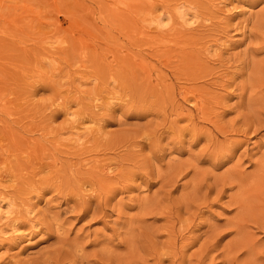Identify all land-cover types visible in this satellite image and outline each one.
<instances>
[{
  "label": "rangeland",
  "instance_id": "1",
  "mask_svg": "<svg viewBox=\"0 0 264 264\" xmlns=\"http://www.w3.org/2000/svg\"><path fill=\"white\" fill-rule=\"evenodd\" d=\"M0 264H264V0H0Z\"/></svg>",
  "mask_w": 264,
  "mask_h": 264
},
{
  "label": "bare ground",
  "instance_id": "2",
  "mask_svg": "<svg viewBox=\"0 0 264 264\" xmlns=\"http://www.w3.org/2000/svg\"><path fill=\"white\" fill-rule=\"evenodd\" d=\"M181 17H183V14L181 15ZM184 19V18H183ZM158 24H160V19L158 20Z\"/></svg>",
  "mask_w": 264,
  "mask_h": 264
}]
</instances>
